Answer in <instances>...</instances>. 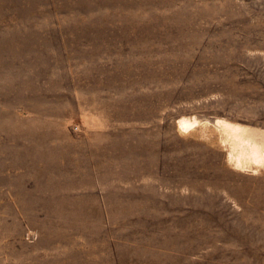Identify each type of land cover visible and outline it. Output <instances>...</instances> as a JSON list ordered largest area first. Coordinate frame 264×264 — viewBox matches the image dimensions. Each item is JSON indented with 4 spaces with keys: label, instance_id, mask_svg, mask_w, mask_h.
I'll return each mask as SVG.
<instances>
[{
    "label": "rangeland",
    "instance_id": "rangeland-1",
    "mask_svg": "<svg viewBox=\"0 0 264 264\" xmlns=\"http://www.w3.org/2000/svg\"><path fill=\"white\" fill-rule=\"evenodd\" d=\"M217 119L264 132V0H0V264H264Z\"/></svg>",
    "mask_w": 264,
    "mask_h": 264
},
{
    "label": "bare ground",
    "instance_id": "bare-ground-1",
    "mask_svg": "<svg viewBox=\"0 0 264 264\" xmlns=\"http://www.w3.org/2000/svg\"><path fill=\"white\" fill-rule=\"evenodd\" d=\"M201 123L204 121L195 117H182L177 121L178 129L184 133L194 130ZM213 126L220 129L224 142L230 144L228 158L235 167L238 169L252 168L253 170L264 168V132H257L253 129L254 127L251 129L250 126L249 128L226 119H217Z\"/></svg>",
    "mask_w": 264,
    "mask_h": 264
}]
</instances>
